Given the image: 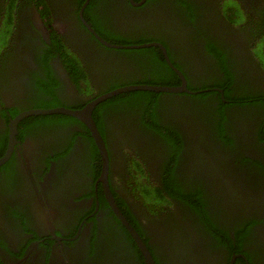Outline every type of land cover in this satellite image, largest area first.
Returning a JSON list of instances; mask_svg holds the SVG:
<instances>
[{
	"label": "flooded vegetation",
	"instance_id": "af4514ba",
	"mask_svg": "<svg viewBox=\"0 0 264 264\" xmlns=\"http://www.w3.org/2000/svg\"><path fill=\"white\" fill-rule=\"evenodd\" d=\"M132 85L184 90L95 105L105 182L81 120L16 123L0 264H147L120 215L154 264H264V0H0V159L18 116Z\"/></svg>",
	"mask_w": 264,
	"mask_h": 264
},
{
	"label": "water",
	"instance_id": "95a60500",
	"mask_svg": "<svg viewBox=\"0 0 264 264\" xmlns=\"http://www.w3.org/2000/svg\"><path fill=\"white\" fill-rule=\"evenodd\" d=\"M137 90H147V91H155V92H168V91H177V90H184V87L182 88H170V87H157V86H148V85H132V86H127V87H123V88H119L117 90H114L108 94L103 95L102 97L88 103L82 110H70V109H65V108H52V109H41V110H36V111H31V112H27L24 115L18 116L13 122H12V130L10 133V147L9 149L6 151L5 155L0 159V165L3 164L9 157L11 154V150H12V144L15 141L14 140V134H15V129L14 126H16V123L24 118L25 116L28 115H54V114H62V115H67V116H72L74 118H77L78 120H81L82 122H84L88 128L90 129L92 136L95 140L96 145L98 146V149L100 151L102 160H104V169H103V173H102V179L105 182V174H106V165L105 162H107V155H106V150L104 147V143L102 142L100 135L97 132V129L94 125V122L92 120L91 117V113L93 108L95 107L96 104H98L99 102H101L102 100L120 94V93H124V92H128V91H137ZM112 206L113 203H111ZM120 217L122 218V223L124 224V226L127 228V230L132 234L134 240L138 243V245L141 248V252L143 253L147 264H154L151 255L149 253V251L146 249L145 245L143 244V242H141L140 238L138 237V235L136 234L135 230L132 228V226L125 220V218L120 215Z\"/></svg>",
	"mask_w": 264,
	"mask_h": 264
},
{
	"label": "trees",
	"instance_id": "16d2710c",
	"mask_svg": "<svg viewBox=\"0 0 264 264\" xmlns=\"http://www.w3.org/2000/svg\"><path fill=\"white\" fill-rule=\"evenodd\" d=\"M54 44H55V42H54ZM150 84L152 83V82H149ZM225 133V131L223 130L222 131V134H224ZM222 136V135H221ZM222 139L225 141L224 142V146H223V149H229V148H232V149H234V145H233V141L232 140H227L225 137H223L222 136ZM176 153H177V151H176ZM220 156V155H219ZM223 158H229V157H232V156H234V154L231 152V151H226V150H223ZM235 163V162H234ZM261 175H263L264 176V174H261ZM205 178L206 179H208V180H211V184L212 185H214L215 183H216V181L214 180V178H215V176H211V174H209V173H207L206 175H205ZM179 190V189H178ZM179 192H180V194H181V191L179 190ZM196 192H198V194H199V196L201 197V195H202V188H200V187H196ZM181 196H182V194H181ZM189 197H191V195H189ZM149 198H150V196H149ZM192 201V199L190 200V202ZM199 202H200V208H202L201 209V211L199 210V213H200V215H201V213H202V211L204 210V208H203V205H202V202L200 201V199H199ZM201 218H202V216H201ZM205 220H207V217H206V215H205ZM229 219H225V224H226V229L227 228H229V221H228ZM208 224H212V223H208ZM212 235H213V237H214V239H221V237L219 236V235H214L213 233H212ZM236 237H237V235H236ZM224 238L225 239H229L228 238V236L225 234V236H224ZM237 239H242V236L241 235H239V237L237 238Z\"/></svg>",
	"mask_w": 264,
	"mask_h": 264
}]
</instances>
